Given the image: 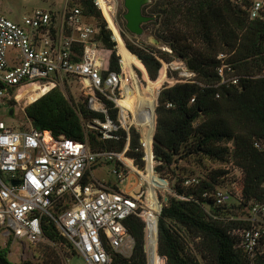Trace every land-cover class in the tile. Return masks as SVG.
I'll use <instances>...</instances> for the list:
<instances>
[{
  "label": "trees",
  "instance_id": "16d2710c",
  "mask_svg": "<svg viewBox=\"0 0 264 264\" xmlns=\"http://www.w3.org/2000/svg\"><path fill=\"white\" fill-rule=\"evenodd\" d=\"M96 1L117 45L94 0H75L69 6L78 7L87 18L97 21L105 71H119L121 56L128 75L123 101L132 113L131 119L140 117L134 123L139 132L131 126L128 132L119 129L114 138L102 139L99 131L87 124L94 118L104 121V115L88 110L83 101L71 103L58 87L28 104L25 116L35 129L87 141L93 152H121L127 145L126 155L141 169L144 152L147 162L154 155L156 174L160 178L170 176L174 182L157 222L148 217L149 262L264 264V248L251 258L238 246L231 230L243 223L230 219L248 202L264 200V150L254 146L256 141H264V76L255 77L264 70V19H249L247 8L254 0H155L144 5L143 14L155 16V20L143 24V29L150 23L158 25L155 34L169 46L170 53L150 46L138 48L126 40L125 46L124 33L134 35L124 25L122 39L111 0ZM220 52L228 54V62L241 75L238 85L216 86ZM174 58L186 66L191 76L164 84L156 102L148 86L165 81L163 70L156 81L152 80L162 64ZM134 67L142 71L146 84L140 83ZM116 116L117 110L111 105L110 117L115 122ZM191 159L198 166L210 163L211 167L203 171L205 177L197 186L185 187V179L195 174L183 176L186 170L181 172L178 164ZM91 181L90 175L83 179L84 183ZM216 188L229 189L240 204L216 207L201 199L204 191ZM147 199L156 206L155 191L150 186ZM125 225L135 241L132 255L124 258L112 254L111 264H146L144 220L132 215ZM42 229L45 241L39 243L38 262L20 264H65L66 257L77 255L46 217ZM8 253L9 247L0 248L2 261L12 264Z\"/></svg>",
  "mask_w": 264,
  "mask_h": 264
},
{
  "label": "built area",
  "instance_id": "2783aa9c",
  "mask_svg": "<svg viewBox=\"0 0 264 264\" xmlns=\"http://www.w3.org/2000/svg\"><path fill=\"white\" fill-rule=\"evenodd\" d=\"M68 2L65 0L60 12L36 9L20 22L0 14V248L9 247L10 254L18 243L20 257L26 256L30 247L45 241L42 222L46 217L86 264H111L112 254L124 258L132 255L135 241L125 221L136 215L145 222L144 248L149 264L148 217L157 222L161 206L167 201V195L163 200L158 197L157 190L161 186L166 188L167 182L156 174L154 164L153 175L166 182L153 186L155 207L147 199V160L143 156L146 165L141 169L126 155L127 145L121 152H93L87 141L35 129L26 116L17 123L3 118L4 112L11 115L12 103H18L13 96L16 89H41L37 98L27 102L31 104L50 88L58 87L72 103L70 94L76 86L86 108L105 117L104 121L94 118L87 124L98 130L102 139H112L117 130L128 132L134 126L129 118L131 111L119 105L126 95L124 82L128 77L121 56L119 71H105L102 47L97 40L99 28ZM94 3L98 6L96 0ZM247 14L250 20L264 19V0H254ZM227 58L225 52L217 55L216 86L240 82L241 75ZM261 75L264 76V70L255 77ZM111 105L117 110L116 122L110 117ZM254 146L264 150V141H256ZM106 163H112L110 173L116 183L135 178L133 189L120 191L94 179L83 182L94 166ZM200 180L191 176L183 185L195 187ZM231 198L227 188L201 194L203 201H211L216 207L227 205ZM235 201L240 204V199ZM230 219L243 223L231 234L238 238V246L254 257L264 243V200L248 202Z\"/></svg>",
  "mask_w": 264,
  "mask_h": 264
},
{
  "label": "rangeland",
  "instance_id": "374dc122",
  "mask_svg": "<svg viewBox=\"0 0 264 264\" xmlns=\"http://www.w3.org/2000/svg\"><path fill=\"white\" fill-rule=\"evenodd\" d=\"M72 1H75V0H69L68 5H70V3ZM152 1H155V0H150V3ZM150 3H148V4H150ZM64 4H65V0H0V14H3L7 18H9L10 20H13L15 22H20L25 16L32 14V12L36 9L51 10V11L57 13V12L62 11ZM111 4L113 5V9H114V12H113L114 21H115L116 26L119 30L120 35H121V29H123V27L125 25V20L123 19L122 15L125 13L126 9L123 6V0H111ZM147 10L149 11V8ZM100 12H101V15H102L104 22L106 23V27L108 28V24H107L103 14H102L101 9H100ZM88 20L93 24L97 23V21L95 19L88 18ZM145 24H147V23H145ZM108 29H110V28H108ZM157 29H158V25L150 23L146 26V28L143 29L142 35L130 36L128 33H124L125 39L122 38V35H121V38L123 39L124 44H125V40H126L130 44H132L133 46L138 47V48H144L145 46H150L156 50L167 51L170 53L171 49L169 48V46L162 39H159L156 36L155 33L157 32ZM110 31H111V29H110ZM111 36H112V39L114 40L112 31H111ZM115 43L117 45L116 41H115ZM116 45H115V49H116V54L118 55ZM125 46H126V44H125ZM171 62H172L171 64L164 62V64L162 65V67L158 73L157 78L155 80H152V81H156L159 77L161 70H163V72L165 73L166 79L158 87L157 93L159 92V90L162 88V86L164 84H171L174 82V80L176 81L178 79H187L191 76V74L186 70L185 65L181 61L174 58ZM174 70H176V71H174ZM134 71H135V74H136L138 80L140 81V83L146 84V80L144 78V74L142 73V71H140L136 67H134ZM28 89H25L26 91H20V89H16V91L14 92L13 96L15 97V100L18 101V103L17 102L12 103V105L10 107V109L12 110L11 115H9L8 112H4L5 114H4L3 118L7 122H10L11 119L13 120L12 121L13 123H17V122L24 120V118H25L24 108L28 105L27 102L30 101L32 94H34V92L37 91L34 88L29 89V90ZM79 93H80V88H77L76 86H74V88L72 89L71 94H70L72 103L77 104L78 101H80ZM39 94H40V92H37V94H34V95H36L38 97ZM36 96H34V97H36ZM157 96H158V94L156 95V102H157ZM155 106H156V103H155ZM131 117L132 116L130 115L129 116L130 120H131ZM133 127H135L136 130L138 131L135 124ZM144 156H145V152H144ZM153 163H154V166L157 165V162L154 160V158H153ZM178 166L180 167L181 172L183 170H186V174L183 173V176H186L189 174H195L194 176H196L200 179H203L205 177V174L203 171L206 168L211 167V164L205 163V166H198L191 159L187 162L186 161L179 162ZM112 167H113L112 163H106V164H100V165L94 166L92 172L90 173L91 179L99 180L101 182H107V181L118 182L116 180V178L110 173V169H112ZM163 179H165L167 182L166 188H164V187L162 188V186H161V189L157 190L158 197L162 200L166 195H168L170 193L171 185L174 182V179L170 178V176H167L166 178H163ZM157 180H159V179L158 178L154 179V181H157ZM159 181H161V180H159ZM135 182H136V179L131 178V179H126L122 183H118V184L120 185V188L123 190H132L133 184ZM230 204H236V201L234 198H231L230 202L226 206H229ZM233 216H237V213H236V215H233ZM20 246H21L20 244L16 243L14 245V247L10 250V254L7 255V259L10 263L20 264V263L25 262V261H31L34 263L38 262L37 256H38L39 244L30 247L27 250V255L24 257H20L21 252H22V250L20 249L21 248ZM263 248L264 247L262 246L260 248V250L261 249L263 250ZM65 264H86V261L82 258V256L74 255V256H71L69 259H67V257H66L65 258ZM200 264H206V263L203 260H200Z\"/></svg>",
  "mask_w": 264,
  "mask_h": 264
},
{
  "label": "water",
  "instance_id": "95a60500",
  "mask_svg": "<svg viewBox=\"0 0 264 264\" xmlns=\"http://www.w3.org/2000/svg\"><path fill=\"white\" fill-rule=\"evenodd\" d=\"M148 3H150V0H123V6L126 9L125 13L123 14V19L125 20V27L131 34L135 36L142 35L143 24L155 20L154 16L143 14L142 8L144 5H147ZM138 59L140 60L139 57ZM155 125H156V115H155ZM140 142L142 143L141 137H140ZM152 148H153V144H152ZM152 156L154 157L153 154ZM0 264H6V263H4L0 258Z\"/></svg>",
  "mask_w": 264,
  "mask_h": 264
},
{
  "label": "bare ground",
  "instance_id": "6f19581e",
  "mask_svg": "<svg viewBox=\"0 0 264 264\" xmlns=\"http://www.w3.org/2000/svg\"><path fill=\"white\" fill-rule=\"evenodd\" d=\"M161 84H162V82L159 83V84H157V85L149 84V86H148V90H149L151 93H153V94L155 95V97H156V95H157V89H158V87H159ZM28 88H29V89H33V88L36 89L37 91H35L34 94H37V92H40V94H41V92H42L41 89H38V88H35V87H32V86H30V87H26V88H22V89H20V91H26L25 89H28ZM29 89H28V90H29ZM34 94H32L30 100H33V99L37 98V96L34 95ZM40 94H39V95H40ZM34 96H36V97H34ZM123 99H124V98H122V99L119 100V105H120V106L122 107V109L124 110V109H127V108H126L127 106H126V104L124 103ZM139 118H140L139 116H135L133 119H131V121L134 123V122H136ZM147 164H148V172H149V173H148L147 175H145V178L148 179V181H149V183H150L149 186L151 187V191H154V189H153L154 184H155V185H158L159 183L165 184V182H163V181H159V180L154 181L155 176H154L153 173H152V167H153V164H154V163H153V160L150 161V162H147ZM149 264H157V263L151 261V262H149Z\"/></svg>",
  "mask_w": 264,
  "mask_h": 264
},
{
  "label": "crops",
  "instance_id": "0c3cea01",
  "mask_svg": "<svg viewBox=\"0 0 264 264\" xmlns=\"http://www.w3.org/2000/svg\"><path fill=\"white\" fill-rule=\"evenodd\" d=\"M97 181L100 182L101 184L108 186V187H111L113 189L124 191L123 189L120 188V185L118 183H116L115 181H107V182H101L99 180H97Z\"/></svg>",
  "mask_w": 264,
  "mask_h": 264
}]
</instances>
